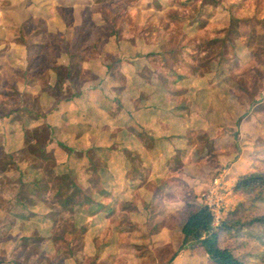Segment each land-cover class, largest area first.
<instances>
[{
  "label": "rangeland",
  "instance_id": "374dc122",
  "mask_svg": "<svg viewBox=\"0 0 264 264\" xmlns=\"http://www.w3.org/2000/svg\"><path fill=\"white\" fill-rule=\"evenodd\" d=\"M253 170L264 0H0V264H208L180 207Z\"/></svg>",
  "mask_w": 264,
  "mask_h": 264
},
{
  "label": "trees",
  "instance_id": "16d2710c",
  "mask_svg": "<svg viewBox=\"0 0 264 264\" xmlns=\"http://www.w3.org/2000/svg\"><path fill=\"white\" fill-rule=\"evenodd\" d=\"M234 189L250 205L239 203L216 224L206 206L184 199L179 224L182 248L201 249L208 264H264V214H259L264 205V170L238 176ZM258 247L260 252L253 251Z\"/></svg>",
  "mask_w": 264,
  "mask_h": 264
},
{
  "label": "built area",
  "instance_id": "2783aa9c",
  "mask_svg": "<svg viewBox=\"0 0 264 264\" xmlns=\"http://www.w3.org/2000/svg\"><path fill=\"white\" fill-rule=\"evenodd\" d=\"M220 188H222L217 180H215V186H212L208 189V191L204 194V206H206L212 213L214 221H218V217L216 216L217 212L213 210L211 207L212 204H219L218 200V194L220 191ZM223 189V188H222ZM222 200V196L220 197ZM218 209L221 208V206H216Z\"/></svg>",
  "mask_w": 264,
  "mask_h": 264
},
{
  "label": "crops",
  "instance_id": "0c3cea01",
  "mask_svg": "<svg viewBox=\"0 0 264 264\" xmlns=\"http://www.w3.org/2000/svg\"><path fill=\"white\" fill-rule=\"evenodd\" d=\"M185 251H188V253H191L190 251H192V250H190V249H185ZM184 252V251H183ZM185 253V252H184ZM178 263H181V264H185V262H178Z\"/></svg>",
  "mask_w": 264,
  "mask_h": 264
}]
</instances>
